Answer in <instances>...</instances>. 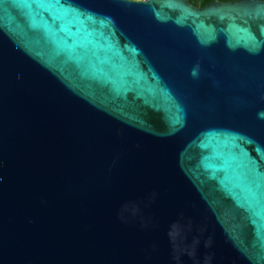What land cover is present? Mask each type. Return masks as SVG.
<instances>
[{
  "label": "water",
  "instance_id": "water-1",
  "mask_svg": "<svg viewBox=\"0 0 264 264\" xmlns=\"http://www.w3.org/2000/svg\"><path fill=\"white\" fill-rule=\"evenodd\" d=\"M0 264H264V1L0 0Z\"/></svg>",
  "mask_w": 264,
  "mask_h": 264
},
{
  "label": "trees",
  "instance_id": "trees-1",
  "mask_svg": "<svg viewBox=\"0 0 264 264\" xmlns=\"http://www.w3.org/2000/svg\"><path fill=\"white\" fill-rule=\"evenodd\" d=\"M222 2H232V1H237V0H220ZM264 1V0H263ZM191 3H193L194 5L203 8L211 3L214 2V0H190Z\"/></svg>",
  "mask_w": 264,
  "mask_h": 264
},
{
  "label": "built area",
  "instance_id": "built-area-1",
  "mask_svg": "<svg viewBox=\"0 0 264 264\" xmlns=\"http://www.w3.org/2000/svg\"><path fill=\"white\" fill-rule=\"evenodd\" d=\"M136 1H143V0H136Z\"/></svg>",
  "mask_w": 264,
  "mask_h": 264
},
{
  "label": "rangeland",
  "instance_id": "rangeland-1",
  "mask_svg": "<svg viewBox=\"0 0 264 264\" xmlns=\"http://www.w3.org/2000/svg\"><path fill=\"white\" fill-rule=\"evenodd\" d=\"M133 1H136V0H133Z\"/></svg>",
  "mask_w": 264,
  "mask_h": 264
}]
</instances>
